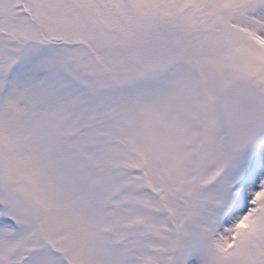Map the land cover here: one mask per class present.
<instances>
[{
  "label": "snow or ice",
  "instance_id": "snow-or-ice-1",
  "mask_svg": "<svg viewBox=\"0 0 264 264\" xmlns=\"http://www.w3.org/2000/svg\"><path fill=\"white\" fill-rule=\"evenodd\" d=\"M0 264H264V0H0Z\"/></svg>",
  "mask_w": 264,
  "mask_h": 264
}]
</instances>
